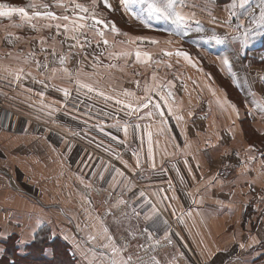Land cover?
<instances>
[{
  "label": "crops",
  "instance_id": "crops-1",
  "mask_svg": "<svg viewBox=\"0 0 264 264\" xmlns=\"http://www.w3.org/2000/svg\"><path fill=\"white\" fill-rule=\"evenodd\" d=\"M26 1L22 6L29 16L45 11L40 5H49ZM207 2L217 7L218 19L199 24L187 38L208 59L222 61L218 73L229 75L241 94L249 91L245 80L257 85L253 107L264 112L262 99L258 101L264 92V25L258 23L264 0L243 4L235 0V7L233 0ZM14 18L12 27H5ZM19 19V13L0 17V102L18 113L12 130L0 128V241L15 236L23 245L34 235L55 233L76 250L75 241L82 238L89 250L84 261L108 264L111 251L103 245L111 235L118 247L127 245L120 256L131 255L136 264H264V165L210 162L204 148L207 144L221 148L219 153L229 149L233 154L241 149L235 147V138L242 135L241 117H235V105L219 80L209 77L210 86L202 88L186 86L185 91L195 97L193 112L187 110L192 98L183 96L188 98L181 102L186 103V111L178 109L177 102L145 119L139 114L132 121L121 119V131L107 134L123 144L132 142L135 150L123 154L137 171L117 187L113 178L99 183L97 177L92 179L88 162L82 167L81 143L63 130L69 118L77 123L96 118V108L85 106L81 98L77 83H81V67L67 66V41L74 40L64 31L57 34L55 25L61 21L33 17L27 22L35 28L26 29L16 26L21 25ZM155 24L170 27L162 21ZM214 33L227 39L217 43L209 39ZM244 40L247 43L241 46ZM61 56L66 57L63 64ZM75 56L72 60L80 62ZM225 57L228 64L223 63ZM246 68L258 77L255 81ZM214 85L217 95L206 91L204 96L205 87ZM63 89H68V96ZM251 113L247 115L253 120ZM136 178H140L137 185ZM87 230L94 239L87 237Z\"/></svg>",
  "mask_w": 264,
  "mask_h": 264
},
{
  "label": "rangeland",
  "instance_id": "rangeland-1",
  "mask_svg": "<svg viewBox=\"0 0 264 264\" xmlns=\"http://www.w3.org/2000/svg\"><path fill=\"white\" fill-rule=\"evenodd\" d=\"M6 2L16 3L18 7H23V4H28L26 0H0V3ZM40 2L49 3V9L55 13L68 15L70 17L72 16V0H62V2L68 6L69 10L67 12L63 7H56V0H40ZM75 2L84 4L88 7H91L92 4V0H75ZM109 3L112 4L113 9L115 10H109L104 5L103 0H96L94 11L98 18L104 19L105 21H114L121 32L128 33L129 36H143L155 39L158 43L152 44L145 41L144 43L132 42L123 45L119 42L127 41L128 37L114 35L110 32H107L105 37L110 42L108 46L101 44L97 47L95 39L99 38L93 37L91 32H88L87 35L93 42L90 45H85L83 49L78 45L74 48L75 50H73V48L69 49V45L75 44L76 42L71 40L67 41V66L75 69L80 66L81 84H91L95 89V91H89L86 88L80 87V94L81 98L86 102L85 106L90 107L91 105L93 108H96V118H92V122L86 123H77L69 118L66 120L63 130L68 137L72 139L75 138L77 144L78 142L81 143L83 158L81 162L82 167L85 169L86 162L89 163V171L92 179L97 177L100 183L102 181L110 182L113 178L114 180L112 179V181L114 182L115 187H117L124 179H131V177H133L131 176L133 171L137 170L129 164L130 162L127 159L129 157L124 155L123 151H134L135 147L132 146L130 139L127 141H130L131 143L127 144L126 142V144H123L122 141L115 140V137L112 139L111 135L107 134V132L109 133L112 129L114 130V134L117 131H121L122 127L119 126H121L122 122L120 121L122 120H135L137 119L138 114L139 116L142 115L145 119L146 117L153 116L160 107L176 105L177 102H179L177 108H182V110L186 111V103L181 104V102L188 100L189 97H193L189 92L185 91L186 86L196 85V87L200 88L203 86H210L209 77L218 79L223 87H226L235 99L241 101L242 108L230 101L231 105H235L234 107L237 111V113H235L236 118L242 117L243 112L249 114L250 111L252 112L253 120H250V123L244 122V127L243 125H240V127H242V135L239 139L235 138V147H240L241 149L234 152V154L229 149H227L226 152L223 150L222 153H219L221 150L220 147L219 150L217 148L212 149L211 146L206 144L207 147L204 148L210 155L208 161L211 162L218 159L217 162L219 161L220 163L235 162L249 165L253 163L261 164V166L264 165V155L262 154L264 153V135L261 134L264 132V112H256L253 107L255 104L254 102L256 101L253 91L256 90L257 85H253V82L251 83L250 80H245L249 91L245 95L243 93L241 94L236 89L235 91L229 75L226 74V76H223L218 73L216 67L219 65L218 63L221 64L222 61L215 57H212L215 58L214 60L208 59L209 55L203 53L199 46L191 43L187 38V35L193 34L192 30L197 28L194 21H199L201 24L203 22L206 23L207 21L213 22V18H215V21L218 19L217 7L215 8V6L209 5L207 0H185L183 6L178 5V10L181 11L183 15L191 18V26L185 30L186 34L184 36H180L171 35L168 31L160 30L162 27L159 25L154 29L145 28L138 20L132 18L121 9L119 0H109ZM14 20L15 18L6 21L5 27H12V24L15 22ZM16 20L18 21V19ZM44 20L45 19H43V22ZM27 21V18L19 19L21 26H26V29L32 28V24ZM43 22L41 20V24H43ZM155 22L156 21H153L154 24ZM44 23H49V21H45ZM61 23H63V21H61ZM43 29L46 30L44 27ZM63 31L64 29L61 28L60 32ZM65 34L69 38L74 35L70 30L65 32ZM80 39L81 43H83V37ZM113 41H115L114 45L112 43ZM168 41H171V43H168ZM137 48H139L142 53L147 52L150 55L151 60H148L147 63L137 62L135 57V51ZM177 49L187 52L190 59H186L182 55H176L175 52ZM122 51L129 52V55L126 57H120L118 54ZM165 52H172V55H165ZM109 53L116 55H114V58L110 59ZM74 56L78 57V61L80 62H74L72 60ZM95 57L99 58V62L94 59ZM142 60H147V58L142 56ZM107 65L114 66L107 67ZM209 69H211V71ZM245 72L249 73L248 75L250 78L252 77V81H255L258 78L255 76L254 72L249 69L247 70V68ZM242 74L244 73L242 72ZM231 77L233 78L234 76ZM174 84H176V87H173ZM165 85L170 86L165 87V90H163L162 87ZM258 86L260 87V85ZM259 87L257 88L258 94L261 92V87ZM77 89L78 88H76V91ZM126 90L127 92L132 93V95H127ZM206 91L209 94L216 96L218 92L217 86L214 85L213 87H210V89L205 87V91H203L204 96V92ZM100 92H103L104 95H99ZM183 96L189 97L184 99ZM108 97H111V99H108ZM258 97V101L262 99V102L264 103V92L262 96ZM193 98L188 101L190 109H187L189 111L192 110V112L197 109V106L195 105L196 101H194ZM117 101H120V103H117ZM200 103L203 106L204 102ZM1 104L3 105V103ZM128 104H132V109L127 107ZM142 105H147V107H143ZM86 110L87 112L89 111V109ZM14 113L18 116L17 112L14 111ZM197 113H199L198 110L196 114ZM165 125L169 126L168 123ZM231 127L235 128V124L233 123ZM236 127H238V123H236ZM251 129L253 130V133H249L250 135L247 136V138L246 135L243 136L244 131L247 132ZM74 132L76 134H74ZM112 141L114 142V146L111 144ZM233 141L234 140H230L231 143ZM248 142L259 144L258 149L256 150V148ZM229 146L232 145L229 144ZM205 156H207V154ZM132 159L135 163L138 162L135 158L132 157ZM123 161L130 167L124 166ZM147 174L151 173L147 172L146 175ZM85 177L88 178V174H85ZM140 178L135 179V185L139 183ZM148 178L151 179V177L147 176V179ZM244 190H246L245 187L243 188V191ZM149 197L148 194L145 197V200L148 202L151 198ZM249 206L250 205L247 204L245 207L247 208V211H250ZM85 234L87 237L90 236L88 230ZM75 242L78 246L76 249L77 251L73 249L72 246L71 250L75 255L77 263L90 264L84 261V256L89 254V250L84 248L82 238L77 239ZM75 242L71 241L74 246L76 244ZM68 243L70 244V242Z\"/></svg>",
  "mask_w": 264,
  "mask_h": 264
},
{
  "label": "snow or ice",
  "instance_id": "snow-or-ice-1",
  "mask_svg": "<svg viewBox=\"0 0 264 264\" xmlns=\"http://www.w3.org/2000/svg\"><path fill=\"white\" fill-rule=\"evenodd\" d=\"M104 5L109 10H115L113 9V6L111 3H109V0H103ZM247 3V0H241V4ZM73 7L71 8L72 16L68 15H62L58 16L55 12H52L50 10H47L49 8V5L42 4L40 7L44 8L45 11H36L33 12L31 16H29L28 12L25 10L24 7H15L10 6L5 3H0V17H11L13 13H19L22 18H27L28 21H31L33 17H43L48 18L50 20L55 21H63L65 23H57L55 25L57 29V34H60V29L63 28L65 32H68L69 30L74 33L72 35L71 39L74 40L75 44H70V48H75L77 45L83 49L85 45H90L93 41L89 39L87 33L91 32L93 34V37H98L99 39H95V43L97 47H99L101 44L108 46L109 40L106 39V33L110 32L114 35H122L128 37L127 41H120L119 43L123 45H127L128 43L132 42H139L144 43L145 41H148L149 43L156 44L158 43L155 39H150L143 36H129L128 33L121 32V30L116 26L114 21H105L104 19H100L95 14V6H96V0H92L91 7L85 6L81 3H76L75 0H72ZM185 4V0H119V5L121 9L130 15L132 18L138 20L145 28L148 29H154L157 28L158 25L154 24L153 21L156 22H165L166 24H169L171 27H164L160 30L168 31L171 35H180L184 36L186 34L185 30L188 29L191 24V18L183 15L181 11L178 10V5L183 6ZM31 7H37V5H30ZM232 7H235V0H233V3L231 5ZM56 7H63L65 11L67 12L68 6L62 2V0H56ZM197 26H199V21H194ZM213 22L215 23V18H213ZM259 24L264 25V5H262L260 17H259ZM17 27L21 25H16ZM33 28H35V25H32ZM44 27H52L51 24H45ZM11 35V34H9ZM246 35V34H245ZM81 37H83V43H81ZM209 39L215 40L217 43H224L227 37H220L213 34L212 37ZM235 39V37H233ZM113 45L115 44V41L112 42ZM168 43H171V41H168ZM247 43L246 40L241 41V46L243 44ZM165 55H172V52H165ZM176 55L184 56L186 59H190V56L187 52L177 49L175 52ZM113 53H109V58H114ZM120 57H126L129 55V52L122 51L118 54ZM142 56L146 57L147 60H142ZM135 57L137 62L141 63H147L148 60H151L150 55L147 52H141L139 48L135 51ZM66 57L61 56L60 62L63 64L65 62ZM97 62H99V58H94ZM223 63L228 64L229 61L225 57L223 60ZM114 65H107V67H113ZM55 71V69L53 70ZM65 72H68V69H64ZM17 79H19V76H17ZM235 82V81H234ZM77 83L82 88H86L89 91H95V89L92 87L91 84H81L80 81H77ZM147 90V89H146ZM65 96L69 95L68 89H63ZM127 95H132V93L127 92ZM99 95L103 96L104 93L100 92ZM108 99H111V97H108ZM117 103H120V101H117ZM143 107H147V105H142ZM127 107L129 109H132V104H128ZM264 107V106H262ZM131 114V113H129ZM127 131V129H125ZM143 195V193H141ZM147 231V230H146ZM104 232L107 234L108 229L105 228ZM148 236H151V233H148ZM52 237H55V233H52ZM35 238V235L33 236ZM89 239H94L93 237H89ZM108 241L109 243L103 245L104 248L110 249L111 256L108 260V264H136V262L133 261V258L131 255H129L126 259L123 256H120V253L123 250H126L127 245L125 244L123 248L118 247L111 237V235H108ZM158 243V242H157ZM243 247V245H241ZM119 257V258H117ZM139 260V258H137Z\"/></svg>",
  "mask_w": 264,
  "mask_h": 264
},
{
  "label": "trees",
  "instance_id": "trees-1",
  "mask_svg": "<svg viewBox=\"0 0 264 264\" xmlns=\"http://www.w3.org/2000/svg\"><path fill=\"white\" fill-rule=\"evenodd\" d=\"M225 91L227 97L242 108L241 101L235 99L226 87ZM239 122L243 127L244 122L250 123L246 112H243V116L239 119ZM249 133H253V130L244 131L243 136L246 135L247 138L250 135ZM261 134L264 135V132ZM248 143L258 149L259 144ZM262 154L264 155V153ZM1 244L3 245V249L0 253V264H78L71 250V245L58 235H55L53 238L51 234H42L23 245L20 244L17 237L9 236ZM47 248L49 249V253L45 252Z\"/></svg>",
  "mask_w": 264,
  "mask_h": 264
},
{
  "label": "built area",
  "instance_id": "built-area-1",
  "mask_svg": "<svg viewBox=\"0 0 264 264\" xmlns=\"http://www.w3.org/2000/svg\"><path fill=\"white\" fill-rule=\"evenodd\" d=\"M17 115L14 111L7 110L0 103V128L6 130H12L16 125Z\"/></svg>",
  "mask_w": 264,
  "mask_h": 264
}]
</instances>
